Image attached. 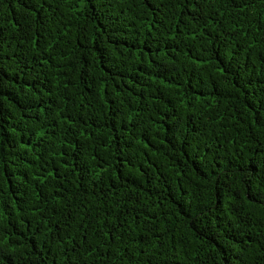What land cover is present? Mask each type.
Instances as JSON below:
<instances>
[{
	"label": "trees",
	"instance_id": "obj_1",
	"mask_svg": "<svg viewBox=\"0 0 264 264\" xmlns=\"http://www.w3.org/2000/svg\"><path fill=\"white\" fill-rule=\"evenodd\" d=\"M0 264H264V0H0Z\"/></svg>",
	"mask_w": 264,
	"mask_h": 264
}]
</instances>
